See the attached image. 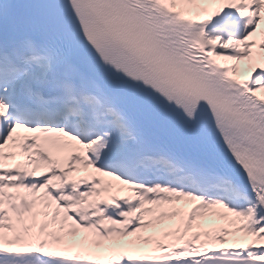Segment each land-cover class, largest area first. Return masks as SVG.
<instances>
[{
  "label": "snow or ice",
  "instance_id": "1",
  "mask_svg": "<svg viewBox=\"0 0 264 264\" xmlns=\"http://www.w3.org/2000/svg\"><path fill=\"white\" fill-rule=\"evenodd\" d=\"M0 264H264V0H0Z\"/></svg>",
  "mask_w": 264,
  "mask_h": 264
}]
</instances>
